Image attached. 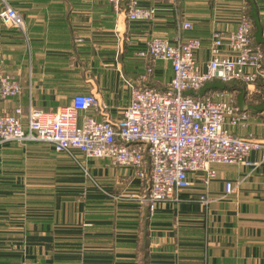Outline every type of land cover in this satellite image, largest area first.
<instances>
[{
	"label": "crops",
	"instance_id": "obj_1",
	"mask_svg": "<svg viewBox=\"0 0 264 264\" xmlns=\"http://www.w3.org/2000/svg\"><path fill=\"white\" fill-rule=\"evenodd\" d=\"M4 2L21 16L22 28L0 22V63L21 94L0 102V113L16 107L23 117L29 108L52 112L90 93L108 118L121 119L131 85L168 87L170 65L148 64L136 53L151 38L172 41L176 19L192 25L183 40L200 39L201 69L211 33L226 38L243 11L252 42L264 49V0H138L156 10L151 22L127 20V0L119 14L107 0H0V9ZM220 55L233 53L223 47ZM147 67L151 72L139 79ZM239 85L230 92L249 118L245 128L230 131L264 144V80ZM83 115L103 117L93 109ZM259 158V152L249 156ZM84 163L86 177L47 144L0 147V264H264L262 167L213 164L208 185L204 174H189L191 187L178 201L150 209L130 168L101 159ZM226 181L233 185L228 195Z\"/></svg>",
	"mask_w": 264,
	"mask_h": 264
},
{
	"label": "built area",
	"instance_id": "obj_2",
	"mask_svg": "<svg viewBox=\"0 0 264 264\" xmlns=\"http://www.w3.org/2000/svg\"><path fill=\"white\" fill-rule=\"evenodd\" d=\"M113 11L122 12L125 0H107ZM156 10L142 6L138 0H127L125 17L129 21L151 22ZM0 22L22 28V18L5 2ZM177 34L172 41L151 38L138 57L148 64L166 62L172 77L165 91L130 86V97L119 120L108 118L107 108L94 94H76L67 107L44 112L29 108L23 117L20 107L12 113H0V147L9 143H42L55 152L79 151L85 160H109L130 168L138 180L150 209L165 201H178L181 191L191 187L189 174H204L208 185L214 177L210 166L247 165L262 167L264 144L251 134H233L230 128H245L249 114L234 105L232 92L209 90L197 92L208 81H238L253 85L264 80V49L252 42L251 21L243 11L234 32L224 38L214 31L210 35L209 59L203 69L195 54L201 48L198 38L182 39L181 33L192 29L189 21L176 19ZM129 43V39H125ZM223 47L233 53L223 57ZM151 72L147 67L139 79ZM21 87L16 77L3 71L0 63V102L18 98ZM95 110L102 119L79 111ZM259 152L258 161L249 159ZM231 182L224 183V195L232 192ZM203 205L205 195L197 199Z\"/></svg>",
	"mask_w": 264,
	"mask_h": 264
},
{
	"label": "trees",
	"instance_id": "obj_3",
	"mask_svg": "<svg viewBox=\"0 0 264 264\" xmlns=\"http://www.w3.org/2000/svg\"><path fill=\"white\" fill-rule=\"evenodd\" d=\"M2 7H3V5H2ZM2 7H1V9H2ZM251 37H252V31H251ZM239 84H240V82H238V81L221 82V81H218V80H213V81L205 82L197 92L189 91V92H186L185 94H191V95H194V94H203V93H206L209 90H228V91H234V88L239 89V87H240ZM150 87L151 88H155V87H152V86H150ZM166 89L167 88H165L163 90H160V89H157V90H159V91H165Z\"/></svg>",
	"mask_w": 264,
	"mask_h": 264
},
{
	"label": "rangeland",
	"instance_id": "obj_4",
	"mask_svg": "<svg viewBox=\"0 0 264 264\" xmlns=\"http://www.w3.org/2000/svg\"><path fill=\"white\" fill-rule=\"evenodd\" d=\"M234 105H235V104H234ZM57 153H58V152H57ZM60 153L66 154L68 158H71L72 161H74V162L77 164V166H78L79 168H81V171H82V173L84 174L85 177H86V176H89L88 168L84 166L85 163L82 165V162H83V161L86 162L87 160H85V159L83 158V160L81 161V157L78 156V155H81V156H82V154H81L80 152L78 153L77 151H72V152H70V153H65V152H60ZM82 157H83V156H82Z\"/></svg>",
	"mask_w": 264,
	"mask_h": 264
}]
</instances>
